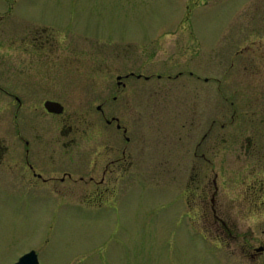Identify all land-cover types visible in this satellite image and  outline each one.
Masks as SVG:
<instances>
[{"label": "flooded vegetation", "instance_id": "flooded-vegetation-1", "mask_svg": "<svg viewBox=\"0 0 264 264\" xmlns=\"http://www.w3.org/2000/svg\"><path fill=\"white\" fill-rule=\"evenodd\" d=\"M234 16L219 25L212 52L202 43L193 67L183 39L164 67H152L155 56L146 53L123 55L129 62L113 73L119 105L77 116L57 98L61 55L59 44L43 37L50 29L25 35L21 53L48 65L12 62L6 69L16 85L21 81L16 92L0 86L16 103L6 134L22 146L0 136L2 174L11 184H45L101 206L142 175L164 171L179 212L237 253L228 264H264V0L238 3ZM31 75L35 92L27 89ZM22 92L39 109L21 114ZM48 101L61 103L63 113L49 112Z\"/></svg>", "mask_w": 264, "mask_h": 264}, {"label": "rangeland", "instance_id": "rangeland-1", "mask_svg": "<svg viewBox=\"0 0 264 264\" xmlns=\"http://www.w3.org/2000/svg\"><path fill=\"white\" fill-rule=\"evenodd\" d=\"M208 1L0 0V86L19 89L21 81L16 85L6 75L12 62L48 65L46 58L21 52L25 35L49 28L43 37L60 46L57 98L65 113L94 114L100 104L117 106L113 73L129 62L123 55L146 53L155 56L152 67H164L167 52L183 39L193 67L202 43L212 52L219 25L234 19L237 4L246 0ZM29 77L27 89L35 92V76ZM18 95L24 100L21 114L39 109L23 92ZM11 107L16 103L0 91V136L22 146L15 134H6ZM142 177L116 199L92 206L60 196L62 191L45 184H11L0 171V264H16L30 251L37 252L39 264H228L238 257L179 212L182 205L173 200L166 172Z\"/></svg>", "mask_w": 264, "mask_h": 264}, {"label": "water", "instance_id": "water-1", "mask_svg": "<svg viewBox=\"0 0 264 264\" xmlns=\"http://www.w3.org/2000/svg\"><path fill=\"white\" fill-rule=\"evenodd\" d=\"M46 109L52 113H63L64 106L59 102L48 101L45 104ZM16 264H39V259L36 251H31L23 255Z\"/></svg>", "mask_w": 264, "mask_h": 264}]
</instances>
